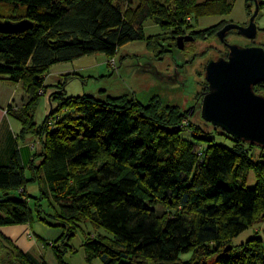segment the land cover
Returning <instances> with one entry per match:
<instances>
[{
  "label": "trees",
  "instance_id": "16d2710c",
  "mask_svg": "<svg viewBox=\"0 0 264 264\" xmlns=\"http://www.w3.org/2000/svg\"><path fill=\"white\" fill-rule=\"evenodd\" d=\"M170 1L172 8L154 0H123L121 8L115 0H0V20L32 23L24 32L0 34V81L23 84L26 106L20 114L10 110L7 114L20 121L22 137L36 135L41 145L26 165L15 151L9 163L0 166V229L29 224L31 198L26 186L38 182L37 216L64 230L50 246L59 263L63 254L58 248L65 247L77 224L88 223L112 240L86 239L87 261L264 264V240L259 235L232 244L264 219L263 148L224 133L232 142L227 148L191 125L195 129L191 138L206 142L204 148L197 146L181 135L183 113L163 104L158 95L145 103L126 95L104 100L67 96L64 86L80 79L76 74L65 75L59 93L49 96L57 109L45 117L44 125L36 127L33 122V106L47 86L51 66L93 54L114 60L126 44L145 40L147 20L161 34L146 38V51L161 61L172 52L163 46L169 38L171 42L180 37L216 38L225 23L194 31L188 19L222 15L233 2ZM257 4L259 12L264 2ZM245 9L250 17L253 0H245ZM253 151L258 152L256 158ZM249 171L255 176L253 187H247ZM46 197L56 206L52 216L40 205ZM160 206L163 213L156 209ZM185 254L190 259L183 261L180 256ZM0 264L47 263L21 252L0 232Z\"/></svg>",
  "mask_w": 264,
  "mask_h": 264
},
{
  "label": "rangeland",
  "instance_id": "374dc122",
  "mask_svg": "<svg viewBox=\"0 0 264 264\" xmlns=\"http://www.w3.org/2000/svg\"><path fill=\"white\" fill-rule=\"evenodd\" d=\"M115 1L121 8L124 7L123 0ZM154 1L168 8L173 7V3L170 0ZM205 1L207 0H197V3H203ZM259 1L263 2V0ZM1 12L3 14L8 13L7 10ZM191 19L188 23H190L192 30L202 31L220 23H232L244 27L249 17L245 9V0H233L230 10L222 15L198 16L195 20L193 15H191ZM254 22L257 27V34L252 41L239 35L231 34L227 37V42L240 47L255 45L264 49V6L259 10ZM225 24L221 25L219 29ZM143 33L145 35L144 41L126 44L119 49L114 60L108 61L103 54H93L68 63H59L51 66L45 77V84L47 86L40 91L42 97L33 106V122L36 127L43 126L45 117L57 109L56 103L53 102L50 105L48 100L49 96L59 93L60 85L66 81L65 75L76 74L80 79L68 80L64 86L67 96L85 95L92 96L98 100H104L106 97L115 98L126 95L145 103L150 96L158 95L163 104L176 106L183 113L182 124L178 126L184 127L181 132L184 138L191 140L201 148L206 146V142L191 138L192 132L195 130L191 127L193 125L198 128V132H201L208 139H212L214 143L230 148L232 146L231 140L222 131L213 128L201 119L200 102L197 101L200 99L201 93L205 90L203 79L204 66L218 57L219 49L224 51L217 37L208 41L194 40L192 43L185 44L183 52L185 60H193V62L185 66L186 71L180 77L184 86L178 89L177 87L179 86L176 83L169 81L168 74H170L173 66L171 57L180 55L181 52L177 51L174 42H171V38H169L170 40L168 39L167 43L163 44V46L167 45V49L172 52L167 54L161 61L153 60L146 51V38L161 34V30L151 20H147L143 24ZM143 64L151 65L150 74L140 71V65ZM0 88L4 90L10 89L11 92L13 90V88H9V84L4 82L0 84ZM21 94H24V87L22 83H19L16 86V92L13 94L15 100H18L16 110L13 111L17 114H20L28 102L26 95L19 100ZM7 118L12 135L18 136L17 144H22L27 140V142L35 144L36 149L33 153L40 152L41 145L37 136L25 135L22 137L21 124L18 118L11 114ZM257 154V151H253L255 158ZM254 184L255 176L252 171H249L247 172V187H253ZM26 194L31 198V218L29 224L6 228L14 230L15 232H22L20 239H17V245L19 247L37 259L42 258L44 261L51 262L52 264H103L98 258L87 261L83 248L84 241L92 237L98 238V236L104 238L105 241H111L112 238L103 229H94L88 223L77 224L74 227V234L65 241V247L58 248V251L63 254L62 261L60 263L56 261L54 255H52L53 252L50 246L55 240L61 237L64 230L61 227H51L47 223L45 224L37 216L34 209V199H40L38 182L28 183L26 186ZM40 205L49 216H52L54 211H56V206L47 197L40 202ZM156 209L159 213L165 211L161 206ZM255 228L259 232H255ZM262 230H264V219L237 238H234L232 240L233 246H238L252 237L261 235L263 233ZM27 235L31 237L27 239ZM55 245L57 246V243ZM65 250L66 252L64 253ZM3 256L4 253L2 254ZM180 259L183 261L189 260L190 254L181 255Z\"/></svg>",
  "mask_w": 264,
  "mask_h": 264
},
{
  "label": "water",
  "instance_id": "95a60500",
  "mask_svg": "<svg viewBox=\"0 0 264 264\" xmlns=\"http://www.w3.org/2000/svg\"><path fill=\"white\" fill-rule=\"evenodd\" d=\"M254 11L246 26L224 25L217 33L219 42L224 43L225 34L235 31L236 35L252 41L257 34L255 18L258 14L257 0H253ZM32 23L0 20V34H15L28 30ZM177 38L178 49L183 40ZM228 54L208 62L204 68L207 92L200 107L201 119L231 137L233 140L253 144L264 149V96L254 92V87L264 84V49L260 46L240 47L225 44Z\"/></svg>",
  "mask_w": 264,
  "mask_h": 264
},
{
  "label": "crops",
  "instance_id": "0c3cea01",
  "mask_svg": "<svg viewBox=\"0 0 264 264\" xmlns=\"http://www.w3.org/2000/svg\"><path fill=\"white\" fill-rule=\"evenodd\" d=\"M2 82L9 84V88H13V90L11 92L10 89L4 90L0 88V166L7 165L9 163L12 154L15 151H18L19 153L18 155L20 162L23 165H26L31 160L33 152L35 151L36 148L35 146L32 148V143L27 142V140H25V142H23L22 144L16 143L15 136L12 135L10 131L9 121L7 118L8 116L7 110H10L11 112L16 110L18 100H15L13 94L14 92H16V86H18L19 83L13 84L10 83L7 79L0 81V84ZM23 96H25V93L20 95L19 100H21ZM28 146H30V148ZM35 163L36 164L39 163V160H36ZM21 226H25V225H21ZM6 228L7 227L0 229L1 234L4 235L6 238H8L11 241V243L15 247H17L21 252L29 254V252L23 250L21 247L17 245L18 244L17 239H20V237L22 236V232L21 233L20 231L15 232L14 230L6 229ZM255 232H259V230L256 229ZM262 232L263 233H261V235L259 236L264 240V230H262ZM34 258L37 259L36 257ZM46 263L52 264L51 262L49 263L46 262Z\"/></svg>",
  "mask_w": 264,
  "mask_h": 264
},
{
  "label": "flooded vegetation",
  "instance_id": "af4514ba",
  "mask_svg": "<svg viewBox=\"0 0 264 264\" xmlns=\"http://www.w3.org/2000/svg\"><path fill=\"white\" fill-rule=\"evenodd\" d=\"M227 24V23H226ZM225 24V25H226ZM247 25V24H246ZM222 28V27H221ZM220 28V29H221ZM219 29V30H220ZM231 34H236V33H231V32H229V33H227V34H225V37H224V43H221L220 45L224 48V51H221L220 49H219V55H218V57L216 58V59H214V60H217V59H220V58H223V59H225L226 57H227V54H228V50H227V48H226V46H225V44H233V43H229V42H227V37L229 36V35H231ZM192 42H194V40H192V39H188V41H185V40H183V44H182V49H178V43H177V40L174 42V44H175V47H176V49H177V51L178 52H181V54L180 55H175V56H173V57H171V59H172V62H173V66H172V69H171V72H170V74H168V79H169V81L171 82V83H176V85H178L179 87H177L178 89H180V87H183L184 85H183V81H181L180 80V77L182 76V74L186 71V65L188 64V63H190V62H193V60L191 61H187V60H185V57H184V54H183V52H184V49H185V44L186 43H192ZM249 46H252V45H249ZM183 54V55H182ZM206 66V65H205ZM205 66H204V68H205ZM203 68V69H204ZM170 70V69H169ZM140 71L141 72H143V73H149L150 74V72H151V65L150 64H143V65H140ZM203 73H204V71H203ZM204 75V74H203ZM203 79H204V76H203ZM204 91L201 93V97H200V99L199 100H197V101H199L200 102V107H201V102H202V98H203V96H204V94L207 92V90H208V88H207V84H206V82L204 81ZM254 89H256L257 90V94L258 95H261V96H264V84H258V85H256L255 87H254Z\"/></svg>",
  "mask_w": 264,
  "mask_h": 264
},
{
  "label": "built area",
  "instance_id": "2783aa9c",
  "mask_svg": "<svg viewBox=\"0 0 264 264\" xmlns=\"http://www.w3.org/2000/svg\"><path fill=\"white\" fill-rule=\"evenodd\" d=\"M188 21H190L189 19H188ZM39 94H41V92H39ZM29 237H31L30 235H27V238H29Z\"/></svg>",
  "mask_w": 264,
  "mask_h": 264
}]
</instances>
